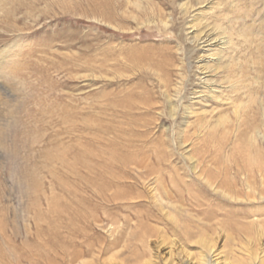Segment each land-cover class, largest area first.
Returning <instances> with one entry per match:
<instances>
[{
  "label": "rangeland",
  "instance_id": "rangeland-1",
  "mask_svg": "<svg viewBox=\"0 0 264 264\" xmlns=\"http://www.w3.org/2000/svg\"><path fill=\"white\" fill-rule=\"evenodd\" d=\"M193 25L229 46L221 98L196 83ZM263 136L264 0H0V264H177L199 256L195 217L214 232L202 203L238 256L264 225Z\"/></svg>",
  "mask_w": 264,
  "mask_h": 264
},
{
  "label": "bare ground",
  "instance_id": "bare-ground-1",
  "mask_svg": "<svg viewBox=\"0 0 264 264\" xmlns=\"http://www.w3.org/2000/svg\"><path fill=\"white\" fill-rule=\"evenodd\" d=\"M205 4V3H204ZM208 7V6H207ZM212 11V10H211ZM202 12V11H201ZM196 13V12H195ZM198 16V15H197ZM196 20V18H195ZM190 26L189 28V32L187 33L188 40L197 48H199V51L201 52V56H200V60H199V68L200 70L198 71L200 74L197 75V82L199 86H203L202 89H205L206 91H208V93L213 94L212 97L214 98H221V95L223 94L222 89H227L218 85L215 80L212 78V72L211 71V67L210 65L212 63H214L215 59L217 58L218 55H220L223 52L228 51V45H227V41H224L223 39H219V37H214L215 35L211 34V33H206V32H200V30L198 31L196 26L194 27ZM203 31V30H202ZM228 40V39H227ZM231 44V43H230ZM193 46V47H194ZM232 46V45H231ZM232 48V47H231ZM226 53H224L225 55ZM228 54V52H227ZM222 58V57H221ZM228 59V56H227ZM217 60V59H216ZM221 62V60H219ZM219 64V63H217ZM215 65V64H214ZM230 66V65H228ZM225 67V69H227V67ZM218 67V66H217ZM221 68V67H220ZM186 70V69H185ZM182 74V73H181ZM215 76V75H214ZM178 79V78H177ZM223 79V78H222ZM221 79V80H222ZM224 80V79H223ZM174 83V82H173ZM175 86V85H174ZM230 88V87H229ZM234 88V87H232ZM178 89V88H177ZM181 90V89H180ZM228 90V89H227ZM169 92V90H167ZM178 91V90H176ZM175 93V92H174ZM207 93L205 91L202 92H195L193 95L196 99H200L203 96H201L202 94ZM171 94V93H170ZM179 94V93H178ZM198 95V96H197ZM204 95H208V94H204ZM175 96V95H174ZM178 97V95L176 96ZM175 98V97H174ZM182 98V97H181ZM190 98V97H189ZM193 98V97H192ZM229 98V97H228ZM226 98V99H228ZM176 99V98H175ZM181 100V99H180ZM230 100V99H229ZM175 101H178L177 99ZM192 101V100H191ZM169 103V102H168ZM171 103V102H170ZM178 104V103H177ZM181 105V104H180ZM243 104H241V106H239V110H243L242 106ZM186 109V108H185ZM238 109V108H237ZM238 113V112H237ZM236 113V114H237ZM241 113V111H240ZM191 114V112H190ZM189 114V116H190ZM239 118V117H238ZM220 123L223 122L226 118L225 117H221L220 118ZM228 119V118H227ZM231 120V119H230ZM242 120V119H241ZM240 120V121H241ZM228 122V121H227ZM224 123V122H223ZM228 124V123H227ZM226 125V124H225ZM227 127V126H226ZM232 129V128H231ZM229 130V129H228ZM233 135V134H232ZM262 140L264 141V136L262 137ZM258 146V145H257ZM189 149V148H188ZM187 149V150H188ZM248 151V150H247ZM187 153V152H186ZM190 158V157H189ZM191 161V160H190ZM197 161V160H196ZM200 161V160H199ZM198 163V162H197ZM195 165V164H194ZM203 165V164H202ZM146 168V167H145ZM143 170V169H142ZM159 170V169H158ZM194 170H196V172H198V177L199 179H201L203 181V183L207 186V188H209L211 191L215 192L216 194H219L223 199L228 200L229 202L232 203H240L243 202L240 196L236 195L234 192L230 191L228 188V184L224 187L219 186L216 182H211L208 178H206V176L204 177L203 174V170H200V166L197 164L194 166ZM154 172V171H153ZM184 172V171H183ZM192 172V171H191ZM154 174V173H153ZM194 174V173H193ZM196 174V173H195ZM142 175V174H141ZM139 176V175H138ZM149 176V175H148ZM159 176V175H158ZM157 176V177H158ZM164 177V175H163ZM153 178V177H152ZM228 178V177H227ZM148 179V177H147ZM155 179V178H154ZM146 181V180H145ZM151 182V181H150ZM156 182V181H155ZM158 182V180H157ZM228 182V181H227ZM230 182V181H229ZM247 182V181H246ZM249 182V181H248ZM163 183V182H162ZM161 183V184H162ZM165 183V182H164ZM163 183V184H164ZM219 183V182H218ZM221 183V182H220ZM245 183V181H244ZM222 184V183H221ZM231 183H229L230 185ZM248 185V183H246ZM252 184V183H251ZM250 184V185H251ZM157 185V184H156ZM248 185V189L249 186ZM161 186V185H160ZM179 188V187H178ZM254 190V187H252ZM151 192L153 193V195L155 196V199H157L158 204L160 205V207L162 208V210L164 211V213L170 217L173 222L176 224V226H179V228H185L186 226H188L189 223H191L190 221H187L185 217H191L192 214L188 213V211L184 208V206H182L181 204H179L178 202L173 201L168 194L166 193L165 198H161L160 196L158 197L157 194V188L152 187L151 188ZM177 192V190H176ZM185 194V192H184ZM199 195V194H198ZM190 197V196H189ZM198 197V196H197ZM249 197V195H248ZM174 198V196H173ZM179 198V197H178ZM221 198V199H222ZM257 198L258 201H260L261 203L264 202V192H260L258 189V193H257ZM152 199V198H151ZM177 199V198H176ZM185 199V198H184ZM190 199V198H189ZM181 201V200H180ZM257 201V200H256ZM154 202V201H153ZM202 202V201H201ZM246 202V201H244ZM250 202V201H249ZM219 203V202H218ZM203 204V203H202ZM202 204H198V207H201V212L202 214H205V216H208L210 218H213L214 220L216 219L217 222L215 221L214 228H212L214 230V232L212 234H210L208 232V230L206 228H203L205 226V223H203L201 225L202 220L197 216L195 217L196 221L199 222L197 223L198 225L196 227H198V233L196 235V237L194 239H190L189 243L192 245H196L197 246V250H198V257L193 256V254L187 252L184 249H181L178 251V258L176 257V253H172L171 251V256L175 257V259H173L174 262H177V264H264V225H262L260 222L259 226H257V233L256 235H251L249 234V229L247 230V232H243L242 234L244 235V239H245V243L242 247V249L239 250L242 252L241 254H239L238 256H236L234 254L233 251V247H234V242L235 240L232 237V234H230L231 232L228 230L224 229V224L223 222L219 221V219H217V214L215 212H212L211 210H209L210 208H205L203 209V205ZM231 204V203H230ZM241 204V203H240ZM208 207H211V205H208ZM199 209V208H198ZM200 210V209H199ZM193 217V216H192ZM194 219V218H193ZM206 221V220H205ZM204 221V222H205ZM196 223V222H195ZM200 225V226H199ZM190 226V225H189ZM207 226V225H206ZM192 227V226H191ZM253 227V226H252ZM211 228V227H210ZM185 230H191L189 229H185ZM255 230V229H253ZM249 231V232H248ZM185 232V231H184ZM196 233V232H194ZM253 233V232H252ZM184 234V233H183ZM188 234V233H187ZM239 235V234H238ZM186 236V235H185ZM189 236L190 233H189ZM240 236V235H239ZM187 237V236H186ZM238 237V236H237ZM241 237V236H240ZM243 237V236H242ZM167 238V237H166ZM191 238V237H190ZM168 239V238H167ZM188 240V237H187ZM239 240V239H238ZM237 240V241H238ZM168 241V240H166ZM165 240H162V245L165 244L164 243ZM157 244V243H156ZM159 245V246H162ZM173 245V244H172ZM155 246V245H154ZM157 246V245H156ZM156 247L150 249L151 251V256L152 258H155V261L158 258V251H156L155 249ZM160 248V247H159ZM229 250H228V249ZM235 248V247H234ZM226 249V250H225ZM177 250V249H175ZM166 254V253H165ZM167 258V257H166ZM114 257H111V259L106 262V264H112V262H114ZM177 260V261H176ZM81 264H93V262H83ZM156 264V262L154 263ZM160 264V263H159ZM166 264H173V262H169V260H166Z\"/></svg>",
  "mask_w": 264,
  "mask_h": 264
}]
</instances>
